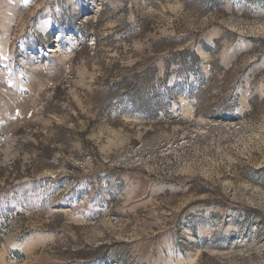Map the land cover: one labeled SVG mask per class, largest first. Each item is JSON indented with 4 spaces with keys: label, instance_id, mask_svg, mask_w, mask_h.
I'll list each match as a JSON object with an SVG mask.
<instances>
[{
    "label": "rangeland",
    "instance_id": "374dc122",
    "mask_svg": "<svg viewBox=\"0 0 264 264\" xmlns=\"http://www.w3.org/2000/svg\"><path fill=\"white\" fill-rule=\"evenodd\" d=\"M0 228V264H264V0H0Z\"/></svg>",
    "mask_w": 264,
    "mask_h": 264
},
{
    "label": "trees",
    "instance_id": "16d2710c",
    "mask_svg": "<svg viewBox=\"0 0 264 264\" xmlns=\"http://www.w3.org/2000/svg\"><path fill=\"white\" fill-rule=\"evenodd\" d=\"M193 57V59H195V60H197V58L196 57H194V56H192ZM1 230H2V228H0V232H1ZM0 236H2L1 234H0ZM14 255H16L17 256V254L16 253H14ZM18 257V256H17Z\"/></svg>",
    "mask_w": 264,
    "mask_h": 264
}]
</instances>
